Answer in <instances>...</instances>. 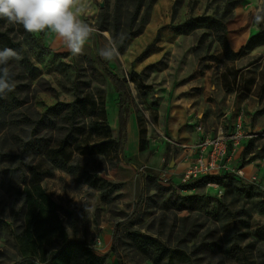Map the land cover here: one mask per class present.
<instances>
[{"label": "rangeland", "instance_id": "rangeland-1", "mask_svg": "<svg viewBox=\"0 0 264 264\" xmlns=\"http://www.w3.org/2000/svg\"><path fill=\"white\" fill-rule=\"evenodd\" d=\"M145 2L133 23L138 0H84L97 32L79 56L50 31L41 40V33L0 19V49L13 48L22 57L9 62L15 88L4 96L10 109L0 111V151L19 153L33 134L57 144L66 134L60 116L56 129H34V121L77 96L95 100L101 114L75 121L80 133L67 147L72 172L56 168L42 180L69 211L63 217L70 236L89 243L106 264H264V43L256 45L264 34L242 49L264 32V23L253 22L264 13V0ZM198 17L224 26L189 34L171 27ZM136 30L118 58L99 55L109 38L118 48L120 37ZM159 30L158 42L140 57ZM223 33L241 53L226 54ZM102 62L129 88V119L138 137L128 125L121 150L120 94ZM220 135L226 137V165L185 180L198 144ZM103 138L104 153H84ZM17 161H0V264H31L14 245L24 188L20 174L10 180ZM33 163L48 165L43 155Z\"/></svg>", "mask_w": 264, "mask_h": 264}, {"label": "trees", "instance_id": "trees-1", "mask_svg": "<svg viewBox=\"0 0 264 264\" xmlns=\"http://www.w3.org/2000/svg\"><path fill=\"white\" fill-rule=\"evenodd\" d=\"M145 1L138 0L136 14L132 20L133 23H135L141 7L146 4ZM223 26V23L215 18L198 17L171 27L179 34H189L200 27H213L216 31H220ZM137 33L136 30L125 36L118 43V50L120 52L126 50L128 40ZM263 34L264 32L259 31L252 35L242 49L251 46L253 39ZM45 36L46 31L41 33L40 39L43 40ZM159 39L160 30L154 41L147 46L140 57L145 56ZM219 39L227 55L241 53L242 49L239 52L233 51L225 33L219 34ZM262 43H264L263 37L257 41L256 45ZM41 45L43 49H46L44 44ZM102 65L106 75L113 81L120 94L119 129L116 144L121 150L122 141L128 136L129 88L125 78L117 75L104 62H102ZM10 105L9 99L4 96L0 97V111L5 108L10 109ZM100 114L101 109L98 108L97 102L87 97L77 96L73 102L55 104L49 107L40 119L34 121V129H42L45 126L56 129L58 127L56 116H60L61 122L65 123L66 134L58 140L57 144H52V138L46 140L33 134L29 140L22 142L19 153L0 151L1 162L18 160L16 166L10 170V180H13L15 174H20L21 183L24 185V188L19 191L22 202L16 211L14 229V245L22 261L29 260L31 264H106L105 257L97 254L89 243L77 239L75 236H70L63 217V214L70 215L69 211L57 203L42 185V180L53 175V170L56 168L72 172L70 170L71 156L67 147L74 142L80 133L75 126L78 116H98ZM104 127L110 129L109 126L105 125ZM99 129L103 131L104 128L99 127ZM107 139L103 138L94 142L93 145L85 146L84 153H104L108 147ZM39 155H43L46 159V164H48L46 168H43V164L33 163L35 157ZM30 158L32 160H26ZM72 226L75 230L73 222Z\"/></svg>", "mask_w": 264, "mask_h": 264}, {"label": "clouds", "instance_id": "clouds-1", "mask_svg": "<svg viewBox=\"0 0 264 264\" xmlns=\"http://www.w3.org/2000/svg\"><path fill=\"white\" fill-rule=\"evenodd\" d=\"M86 9L84 0H0V19L10 25L22 26L30 34L50 31L66 51L79 56L97 32L94 24L86 19ZM253 22L264 23V13H256ZM99 55L105 60L118 58L116 41L109 38ZM21 58L13 48L0 49V97L14 90L15 74L10 70L9 62Z\"/></svg>", "mask_w": 264, "mask_h": 264}, {"label": "built area", "instance_id": "built-area-1", "mask_svg": "<svg viewBox=\"0 0 264 264\" xmlns=\"http://www.w3.org/2000/svg\"><path fill=\"white\" fill-rule=\"evenodd\" d=\"M241 123L238 124V130L230 136L232 139H238L241 135ZM236 143L238 141H235ZM200 154L190 163L188 170L184 174V179L195 178L212 173L215 168L226 165L222 161L227 155L226 137L220 135L214 138H207L204 142L198 144ZM222 163V164H221Z\"/></svg>", "mask_w": 264, "mask_h": 264}, {"label": "crops", "instance_id": "crops-1", "mask_svg": "<svg viewBox=\"0 0 264 264\" xmlns=\"http://www.w3.org/2000/svg\"><path fill=\"white\" fill-rule=\"evenodd\" d=\"M118 125H119V123H118ZM128 125H129V131L132 132V130H134L135 134L137 133V137H138V130H137V127H136L135 120L129 119ZM190 152H191V150H190ZM195 158H196V156H191L189 162L191 163Z\"/></svg>", "mask_w": 264, "mask_h": 264}]
</instances>
